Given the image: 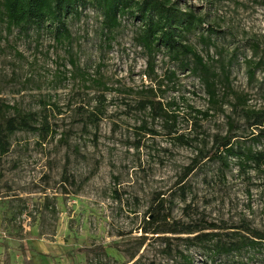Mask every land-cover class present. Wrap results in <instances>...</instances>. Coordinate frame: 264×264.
Wrapping results in <instances>:
<instances>
[{
    "label": "rangeland",
    "instance_id": "rangeland-1",
    "mask_svg": "<svg viewBox=\"0 0 264 264\" xmlns=\"http://www.w3.org/2000/svg\"><path fill=\"white\" fill-rule=\"evenodd\" d=\"M175 1L207 20L187 43L217 72L229 68L231 90L264 109V0ZM208 26L217 33L207 45L199 38L209 36ZM69 29L71 40L59 44L49 34L24 37L0 27V104L47 116L54 132L45 140L16 133L0 157V264H180L174 252L187 254V248L176 238L185 235L142 233L159 200L171 222L215 224L225 234L245 225L264 233V188L239 177L237 168L222 177L218 163L203 161L180 185L184 195L177 185L196 148L228 133L227 117L242 122L232 114L231 93L220 85L223 109H212L200 129L189 112V106L210 108L200 81L164 52L155 58L151 81L133 24L124 23L108 41L101 18L88 9L69 20ZM249 62L257 68L253 79ZM170 71L177 72L172 82L165 78ZM160 81L161 100L176 104L170 109L178 114L179 134L194 138L193 147L172 143L140 109L144 92ZM99 105L105 109L95 127L88 119ZM145 121L161 135H143L138 129ZM237 134L248 138L250 130ZM191 253L194 264H205ZM235 261L264 264V247Z\"/></svg>",
    "mask_w": 264,
    "mask_h": 264
},
{
    "label": "trees",
    "instance_id": "trees-1",
    "mask_svg": "<svg viewBox=\"0 0 264 264\" xmlns=\"http://www.w3.org/2000/svg\"><path fill=\"white\" fill-rule=\"evenodd\" d=\"M88 9L96 12L101 18L102 36L108 41L114 39L115 33L124 23L135 26L134 40L148 58L149 70L145 75L151 81L156 79L155 58L162 52L178 70H188L200 81L210 108L201 111L189 106L192 120L200 129V123L211 117L212 109H223L225 97L220 95V85L233 96L232 114L238 116L242 122L237 123L233 117H227L228 133L216 134L212 137L211 145L204 141L202 148H196V158L186 168L185 176L177 183L183 195L185 186L180 185L203 161L218 163L222 177H226L228 172L237 168L239 177L248 183L256 180L257 183L253 182L256 187L264 188V109L252 107L246 94L231 90L229 68L223 65L221 72H217L193 45L187 43V37L204 29L207 20L193 10L183 9L179 1L0 0V27L4 26L8 32L17 30L24 37L32 35L41 37L49 34L56 43L62 44L71 40L69 20L81 19ZM210 27L207 28L209 36L200 35L199 40L203 44H211L212 35L217 33ZM71 65L74 71L84 75L74 61ZM256 69V66L249 62L250 79L254 78ZM176 77V71H170L165 76L169 82L176 80ZM98 85L107 89L101 82H98ZM163 87L164 81H160L157 87L146 90L139 100V107L147 113L151 123L159 122L162 125L164 135L171 139L172 143L193 147L194 138L179 134L178 114L170 109L176 104L162 102ZM156 91H159L160 95ZM102 109L105 108L99 105L90 113L88 120L91 125L95 127L99 125L104 114ZM148 124L145 121L138 130L143 132V135L151 137L161 135L153 128H149ZM245 128L250 130L248 138L237 134V131ZM20 132L37 134L43 140L54 133L47 116L42 117L37 112H25L14 106L0 104V157L9 153L11 138ZM140 145L141 142H138L137 146ZM149 218L147 227L142 229L145 236L149 234L186 236L176 238L183 241L187 248V254L177 249L174 252L179 255L180 264L195 263L191 250L199 254L205 264H244L236 262L235 258L261 246L264 247V233L249 226L240 225L234 228L236 230L233 232H229L232 234H225L223 232L225 228L215 224L171 222L164 200H159V204L150 212ZM168 247L171 248V245ZM172 252L170 250L169 255Z\"/></svg>",
    "mask_w": 264,
    "mask_h": 264
}]
</instances>
